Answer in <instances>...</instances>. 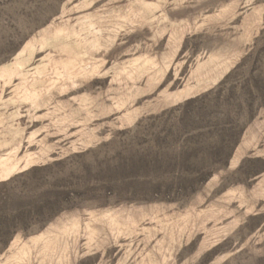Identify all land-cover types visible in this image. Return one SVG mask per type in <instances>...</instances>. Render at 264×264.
I'll return each instance as SVG.
<instances>
[{
	"label": "rangeland",
	"instance_id": "obj_1",
	"mask_svg": "<svg viewBox=\"0 0 264 264\" xmlns=\"http://www.w3.org/2000/svg\"><path fill=\"white\" fill-rule=\"evenodd\" d=\"M0 264H264V0H0Z\"/></svg>",
	"mask_w": 264,
	"mask_h": 264
}]
</instances>
